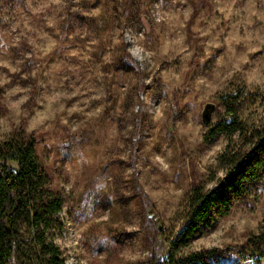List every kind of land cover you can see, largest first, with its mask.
<instances>
[{"label":"rangeland","instance_id":"rangeland-1","mask_svg":"<svg viewBox=\"0 0 264 264\" xmlns=\"http://www.w3.org/2000/svg\"><path fill=\"white\" fill-rule=\"evenodd\" d=\"M238 85L260 95L243 112L264 133V0H0V135L36 140L65 264L167 255L190 192L225 175L227 138L205 122ZM261 235L264 182L181 254L251 264L231 250Z\"/></svg>","mask_w":264,"mask_h":264},{"label":"trees","instance_id":"trees-1","mask_svg":"<svg viewBox=\"0 0 264 264\" xmlns=\"http://www.w3.org/2000/svg\"><path fill=\"white\" fill-rule=\"evenodd\" d=\"M127 13L136 16L131 4ZM3 93L0 89V99ZM259 96L240 85L220 94L222 111L217 122H205V138L226 136L227 145L218 158L225 175L215 188L196 187L190 192L183 227L171 241L167 255L155 264H202L204 255L211 252L181 254L187 240L200 227L211 226L215 216L228 214L264 182V133L252 128L243 112V107ZM63 208V196L52 188L38 158L36 140L24 128L5 138L0 135V264H65L55 241L56 231L62 229L58 216ZM147 214L158 222L151 209ZM247 242L248 247L231 251L240 254L242 261L260 264L264 235L252 236Z\"/></svg>","mask_w":264,"mask_h":264}]
</instances>
